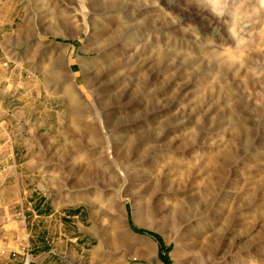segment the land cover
Segmentation results:
<instances>
[{
    "label": "rangeland",
    "instance_id": "rangeland-1",
    "mask_svg": "<svg viewBox=\"0 0 264 264\" xmlns=\"http://www.w3.org/2000/svg\"><path fill=\"white\" fill-rule=\"evenodd\" d=\"M101 1L0 0V264H264V0ZM54 47L100 141L46 90Z\"/></svg>",
    "mask_w": 264,
    "mask_h": 264
},
{
    "label": "bare ground",
    "instance_id": "bare-ground-1",
    "mask_svg": "<svg viewBox=\"0 0 264 264\" xmlns=\"http://www.w3.org/2000/svg\"><path fill=\"white\" fill-rule=\"evenodd\" d=\"M87 2H89V1H87ZM98 6L100 7L99 16L107 17L109 14L117 16L121 12V4L117 0L101 1L100 4H98ZM214 7L217 8L218 6L215 5ZM90 9H92V8H90ZM140 15L141 14H139V16ZM118 18H119V16H118ZM103 19H105V18H103ZM115 23L114 24L117 25V23H118L117 18H116ZM155 23L158 24L157 19L154 21V25L151 26V30H150L151 33L152 32H154V33L160 32V34H161V32L164 33L166 27L164 28L163 24H161V23H160L161 24L160 27H157L159 24L155 25ZM162 23H164V22H162ZM71 25H72V21L69 17H67V19L58 18L57 21L54 23V25L50 26L49 34L54 35V36H62L64 38H68L71 35ZM107 26L108 25L100 26V27H98V26L94 27V25L92 26L91 22L88 23V25L86 26V30L84 32L88 35V36L86 35L88 37L87 45H90V44L96 43V42H100V41L103 42L107 37L110 38L107 31H105L107 29ZM167 32H168V29H167ZM125 35H127V32L122 33L121 37L120 38L118 37L117 40L119 39L120 41H122V39H124ZM29 39L31 40V38H29ZM164 43H165V41H164ZM101 45H103V44H101ZM166 45H167V43H166ZM117 48H118V46H113L110 48V50H107V49L102 50V48H98V50H97L98 51V58H103L109 51L115 52L117 50ZM59 52L60 51L58 50V48L54 47L52 49V52L50 55H45V57L48 58V61H49L48 64L43 61V64L41 65L43 67V71H44L45 78H46V90H48L50 92L53 89H54V91H60L64 96H66L67 99L70 100V102L72 104V109H71L72 118H70V120L68 122V126H67V128H69L67 130H70L72 133V135L70 134V137L72 136L73 138H76V139L78 137L79 142L81 140H84L87 138H90L91 140L96 141V142L100 141L101 135H103L102 129H104V128H102V129L97 128V126L92 125L87 121L88 116L93 113V109L90 111V109H88L85 106V103L82 101V99L84 97L78 91L75 83H69L71 76L66 71V66H65L63 59H62V56H61L62 54L60 55ZM166 52H165V54H166ZM31 54H33V53H31ZM27 56L29 57V55H27ZM164 59H165V57H164ZM45 64H47V65H45ZM84 75L88 76L89 72H88V75L86 73ZM101 77H102L101 73L94 74L93 80L96 83V85L99 83V80L101 79ZM25 97H26V106L25 107L30 112V111H32V105L34 104V96H33V91H32L31 87H29L28 89H25ZM31 113L32 112H30L29 114H31ZM64 137H66V136L64 135ZM98 145L101 146L100 144H98ZM103 147H104V145H103ZM87 184H88V180H84L82 183L83 186H85ZM138 213H139V210L136 209L135 215L137 217L140 216V215H138ZM138 218L136 220H138ZM139 223H141V222H139ZM116 224L118 226H120V224H121L120 220H118ZM148 224H149V222H148ZM150 249L151 248L146 247V249H144V252L145 253L150 252L151 251Z\"/></svg>",
    "mask_w": 264,
    "mask_h": 264
}]
</instances>
